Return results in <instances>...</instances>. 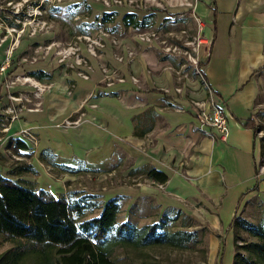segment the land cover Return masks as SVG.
<instances>
[{
	"label": "crops",
	"instance_id": "0c3cea01",
	"mask_svg": "<svg viewBox=\"0 0 264 264\" xmlns=\"http://www.w3.org/2000/svg\"><path fill=\"white\" fill-rule=\"evenodd\" d=\"M159 1L166 7H152L156 27L165 18L173 22L178 13L190 17V9L172 8L167 0ZM84 2L91 7L93 17L103 12L117 13L115 22L106 26L118 23L111 32L118 35L121 47L108 44L100 59L118 70L123 81L114 77L111 85L102 82L98 61L88 79L53 59L34 63L28 72H49V78L35 77L49 87L41 98L33 99L34 104L39 102L37 107L23 111L11 123L4 141L11 135L16 137L21 128H31L38 147L24 160L38 175L13 174L7 162L0 161L4 176L29 181L36 189L49 190L55 196L84 191L75 186L79 182L73 180L76 174L61 172L38 158L39 152L48 148L60 162L90 170L83 172L92 179L81 181L87 192L96 193L102 201L123 195L132 213H140L143 206L152 222L164 212L177 209L205 221L213 234H222L232 232L228 227L235 214L250 220V206L256 201L264 205V170L258 168V163L264 162V141H260L264 140V118H257L259 111L264 112V107L258 108L264 105V0H198L193 10L201 21V30L198 25L196 32L211 39L209 46L197 51L201 58L196 64L202 62L203 77L196 71L198 75H189L173 69L171 59L157 55L155 44L139 42L138 31L123 26L121 17L125 13L141 17L149 10L128 5L107 7L100 0ZM125 46L136 50L132 62H118L113 57L115 50L123 54ZM4 49L5 45H0V52ZM9 70L7 74L12 73ZM212 96L230 115L224 141L210 138L194 116L192 102L202 101L209 109ZM79 117L78 126L62 124ZM252 117L257 119L261 135L242 124ZM148 167L167 175L164 190L146 176ZM106 185L105 191H98ZM210 239L212 254L217 237Z\"/></svg>",
	"mask_w": 264,
	"mask_h": 264
},
{
	"label": "trees",
	"instance_id": "16d2710c",
	"mask_svg": "<svg viewBox=\"0 0 264 264\" xmlns=\"http://www.w3.org/2000/svg\"><path fill=\"white\" fill-rule=\"evenodd\" d=\"M83 3L90 13L91 7L86 2ZM10 14L11 17L4 15L1 9L0 21L10 27H20L21 23L17 20L22 19L25 13L11 10ZM116 17L117 13L114 11L103 12L100 17H95L87 26H83L79 34L86 33L97 24L106 26L114 23ZM155 19V10H149L141 17L133 12L121 17L125 28L138 32L153 29ZM167 22L168 18H165L161 25L164 26ZM117 28L118 23H115L107 29L113 31ZM160 59H172V55L166 53ZM196 67L203 77L202 62H197ZM28 75L38 79L51 77L49 72L42 70L29 71ZM257 118L262 120L264 112L259 111ZM242 124L252 127L257 135L260 126L256 118L252 117ZM4 147L22 157L29 158L33 155V152L25 151L27 144L23 139L12 135L7 137ZM38 158L61 172L78 174L90 171L81 165L70 166L60 162L48 148H43ZM13 172L17 175H38L37 170L27 163L20 164ZM144 172L154 181L165 182L168 178L165 173L153 167H148ZM258 173V169H255L256 180L259 179ZM123 199V195H116L102 201L98 195L80 190L55 196L49 190L36 189L29 181L6 177L0 169V234L13 242L12 246L0 253V264H17L29 254H35L39 264H114L111 256L118 246L133 250L167 246L181 250L193 241L195 230H188L185 226L179 229L168 226L170 221L177 218V214L183 213L181 210L166 211L158 221L142 225L130 220L118 222ZM93 210L99 212L85 218V214ZM228 229L234 233L235 253L232 264H264V221L253 223L235 214ZM240 230L247 232L253 240L238 244L236 239L239 238Z\"/></svg>",
	"mask_w": 264,
	"mask_h": 264
},
{
	"label": "rangeland",
	"instance_id": "374dc122",
	"mask_svg": "<svg viewBox=\"0 0 264 264\" xmlns=\"http://www.w3.org/2000/svg\"><path fill=\"white\" fill-rule=\"evenodd\" d=\"M37 2L42 3L41 0H0V10L2 9L4 15L11 17V10L16 11L17 9L18 11H23L25 13L22 19L18 20L21 22V25L18 28H12L0 21V45H5L4 51L0 52V64L5 62L7 56L10 54L11 59L7 70L12 69L11 71L9 70L12 72L11 74H7L6 72V74L0 76V116L3 109L8 105H15V102H12V100L9 99L10 95L18 92V94H27L31 97L33 85L28 81H24V77L29 76L27 72L28 70H32L34 66L33 64L40 61H48L50 59H53L55 63L58 64V55H56L55 52L67 47L69 42L74 40V36L79 34L83 29V26H87L93 18L95 19V17L92 16V12L88 13L86 5L83 3L84 0H50L46 2L49 4L46 13L43 9L39 7L37 8ZM171 7L174 8V6ZM189 15L190 17L188 16V13H186L181 17L183 18L182 20L177 22L169 21L164 26H162L161 23L158 27L155 26L150 30L157 31L158 40L154 41V48H156L158 56H164L166 53H170L173 56V59L170 60L173 69H180L181 74L187 73L189 75H198L194 72L196 65L195 61H197L198 58H201L200 55H197V51L198 48L201 47L205 49L207 45L200 44L197 46V42L201 37L206 38V36L202 34L199 37V32H196L199 28V23L196 20V17L198 16L195 14L194 10H189ZM183 20L185 21L183 22ZM43 21L48 24L47 29H40L43 25ZM36 41L39 43L33 46V42ZM49 45H51L50 48H48ZM194 48H197V50H193ZM83 54L86 55L84 50ZM12 58H15L14 65L12 63ZM97 61V58L92 57L90 60L88 59V64L92 68H95ZM14 66L16 67L14 68ZM59 66L64 65L60 64ZM263 107L264 105L258 108ZM0 135H2V137L0 136L1 153L2 150H4V148L1 147L5 142L4 139L6 136L1 125ZM5 152L4 157L1 153L0 161L2 163L7 162V166H9L11 170H15L16 167L20 165L19 162H26V160H24L25 157L7 150ZM9 152L20 157V159L17 160L13 158ZM260 164L261 162L258 163V168L260 167ZM76 176V179L73 180L74 182H79L77 183L78 185L75 183V186H77V188H82V190L87 192V189L85 188L86 186L81 185V181L86 183L84 181L90 178L86 177L84 172H80L76 174ZM106 189L107 185L105 188H100L98 191H105ZM87 193L97 195L96 193ZM145 211V208L142 206L140 208V213H132L133 211L131 212L128 205L122 201L117 221L121 222L124 220H130L137 225L152 222L151 218L145 215ZM98 212L99 210L89 211L85 214V218L94 216ZM248 213L250 215V221L253 223L264 221V205H258L255 202V204L250 206ZM172 216H174V213ZM168 226L172 229H179L185 226L188 230H195L196 235L189 246L181 250L167 246L144 248L140 250L118 246L113 251L111 256L112 261L114 264L233 263V255L235 253L233 231L231 233L229 231L228 233L213 234L205 221H197L195 218L185 213L177 214V218L170 221ZM238 234L239 238L236 239L238 244L248 243L253 240V238L245 231L240 230L238 231ZM215 235L217 237L216 249L214 253L210 254V248L213 247L210 236H214V240H216ZM12 245V241L5 239L0 234V253ZM231 250L232 253L230 256ZM17 264L39 263L35 254H29L25 255Z\"/></svg>",
	"mask_w": 264,
	"mask_h": 264
},
{
	"label": "built area",
	"instance_id": "2783aa9c",
	"mask_svg": "<svg viewBox=\"0 0 264 264\" xmlns=\"http://www.w3.org/2000/svg\"><path fill=\"white\" fill-rule=\"evenodd\" d=\"M50 0H41L42 3L37 2V8H41L45 11L49 4ZM102 4L107 7L112 5H128L132 8L137 10H153L152 7L158 8H165L166 6L161 3L159 0H100ZM168 5L174 7H184L190 10L195 8L196 3L198 0H167ZM148 3V5H147ZM47 4V6H46ZM161 4V5H158ZM164 5V6H163ZM15 11V10H14ZM16 13L19 12L18 9L15 11ZM184 14L178 13L175 17L180 19L183 17ZM176 20V19H175ZM174 18L172 21H175ZM199 23L200 30H201V21L200 19L196 18ZM18 21V20H17ZM20 22V21H18ZM21 23V22H20ZM42 26L40 29H47L48 24L43 21ZM16 28V27H12ZM35 32V31H34ZM33 32V33H34ZM202 34H199V37ZM136 38L139 42L143 44H154L155 40H158L157 31L156 30H146L142 32H138L136 34ZM211 43L210 38L201 37L198 42L197 46L200 44H206L209 46ZM83 44V45H82ZM111 44L115 48H120V39L118 35L109 31L106 26L102 24H97L93 27H90L86 33L78 34L74 37V40L69 42L67 47H64L63 50L56 51V55H58V64L64 65L69 69H74L77 71L78 75L84 79H88L90 77V73L93 71V68L88 64V59L90 60L92 57L98 59V66L99 70L102 73V82H105L108 85L113 84V78L116 77L117 81H123V78L119 76L118 70L112 69L109 67L105 62H103L100 58L103 51L106 49L107 45ZM39 46V45H38ZM51 45L48 46L50 48ZM83 47V48H82ZM123 54L118 51L113 52V57L118 62H132L136 55V50L133 46H125L122 48ZM197 50L194 48L193 50ZM83 50L85 51L86 55L83 54ZM195 50V51H196ZM11 55L9 54L5 60L0 64V76L2 74H6L7 67L10 63ZM196 63V61H195ZM7 70V71H6ZM196 73H199L198 69L195 70ZM133 81H137L135 77H132ZM24 81H28L33 85V90L31 91V97L27 94H21L18 92L16 94L10 95L9 99L12 102H15V105L11 106L8 105L6 108L3 109L1 112L0 125L2 126V130L7 133L10 129L11 123L19 118L20 113L23 111L32 110L39 105V102L33 103V99L41 98V94L44 90H46L49 86L48 84L40 82L33 76H26L24 77ZM179 91L180 88H177ZM15 95V96H14ZM92 95H89V98ZM33 103V106H29L28 104ZM195 107V119L198 121L199 126L204 132L210 136V138L215 139L218 138L220 140H226L229 133V126H228V118L230 115L226 108L221 104L218 98H214L212 96L211 101V108L205 109L204 103L202 101L195 100L192 102ZM81 122V118H77L75 120L66 119L62 122L65 126H78ZM258 135H261V132H257ZM16 137H19L25 141L27 144L26 152H34L38 147V138L36 134L31 130V128H21L16 133ZM1 140V138H0ZM9 154L15 158L20 159V157L12 154ZM264 170V162L260 165V171ZM155 185L160 189L164 190V182L153 181ZM258 205H261L260 201H256Z\"/></svg>",
	"mask_w": 264,
	"mask_h": 264
}]
</instances>
